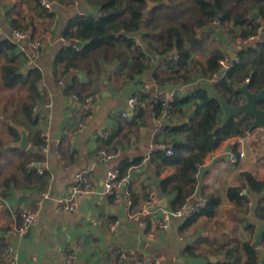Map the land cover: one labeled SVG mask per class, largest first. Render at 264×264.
Returning <instances> with one entry per match:
<instances>
[{
  "label": "crops",
  "instance_id": "0c3cea01",
  "mask_svg": "<svg viewBox=\"0 0 264 264\" xmlns=\"http://www.w3.org/2000/svg\"><path fill=\"white\" fill-rule=\"evenodd\" d=\"M48 1L52 3L53 19L47 31L33 37L26 32L32 39L44 38L46 35L50 41L36 61L39 75L33 81V93L37 97L34 106L38 107L37 113L32 112L38 118L35 126L28 122L20 125L23 116L19 108L27 97L24 99L22 95L18 105L16 100L4 94L8 90L3 88L0 81V148L6 143L18 141L17 134L4 122L6 119L30 132L29 147L33 148V151L8 149L0 152V262L8 247L13 249L19 264H59L65 254L74 257L73 264H135L138 261L157 264H221L227 258L236 257L241 252V244L250 238L244 228L252 224L251 199H257L256 215L258 207H264V195L251 197L248 214H243L227 199L226 192L229 188L244 186L240 178L243 172L264 182V141L261 133L254 130L245 137L223 142L200 166L211 165L201 183L196 178L194 193L185 200L190 199L192 204L216 192L220 204L214 216L206 217L199 210L194 214L186 212L181 218L170 219L166 229H160L157 222L162 210L170 212L179 207L176 195L171 191L175 184L171 178L175 169L162 166L158 158L151 159L159 151L158 145H172L178 136L164 132L168 122L153 120L147 107L144 109L143 120H134L135 112H128L127 99L142 85L151 91L152 96L156 91L163 90L175 97L184 98L194 89V83L203 80L201 74H197L193 83H168L160 88L154 81L155 73L162 76L169 75V72L159 68L151 59L148 69L132 81L127 78L132 64L130 52L121 47H102L77 59L74 62L75 68H70L65 76H61V70L56 72L52 67L53 60L60 48L72 47L70 42L63 39V29L77 16L94 15L95 9L88 5L87 0H73L65 6L53 0ZM177 1L181 2L178 3L180 17L183 12L189 14L182 20L198 17V10L192 5V0L185 3ZM221 1L226 7H239L233 0ZM18 12L12 10V0H0L1 32L10 33V19ZM162 12L153 17L155 23L160 24L168 18L175 19L171 8L167 15ZM219 19L220 16L214 25L202 31H210L212 39L220 44L222 52L230 58L233 53L236 54L237 40L234 42L226 30L218 28ZM233 32L235 35L239 33L234 28ZM132 38L140 40L136 35H132ZM151 55L148 52V56ZM196 55L198 53L192 54V61H204L207 57L206 53L199 54L198 58ZM17 62L23 71L36 69L24 64L19 58ZM72 76L76 77L75 81H72ZM23 94L28 93L25 91ZM73 95L93 97L91 108L72 101ZM47 104L52 105L51 109L45 108ZM123 112H126L125 118L121 115ZM11 114L14 119L10 117ZM83 119H86L87 126L81 133L74 134ZM44 132L52 148L59 145L60 158L40 152V147L34 146L37 142L42 145L41 134ZM112 136L111 145L105 147L104 142ZM111 146L116 147L112 149ZM105 149H118L120 153L115 159L105 161L100 156V152ZM239 152L244 153L243 161L230 164L229 155ZM30 153L37 154L40 159L36 162L28 161L25 166L27 172L46 163V171L38 175L39 178L27 177L20 170V165ZM137 160L139 163L130 167L126 179L121 180L123 202L113 203L114 200L112 202L104 194L105 174L117 168L122 161L131 163ZM76 175H81L82 183L91 184L94 192L78 199L76 213H59L57 201L68 195ZM5 180H9L6 187L3 186ZM243 190L247 191L245 188ZM41 192H48L52 199L43 204L37 224L22 237L10 234V230L18 228L22 223V207H34ZM130 192L135 199L133 206ZM150 192H154L160 202L165 201V207H157L158 210L143 225L139 213ZM128 203L130 208L127 210ZM255 229L254 226V233ZM251 241H254V235ZM119 249L125 253V260H120ZM258 251V264H261L264 258L263 244Z\"/></svg>",
  "mask_w": 264,
  "mask_h": 264
},
{
  "label": "trees",
  "instance_id": "16d2710c",
  "mask_svg": "<svg viewBox=\"0 0 264 264\" xmlns=\"http://www.w3.org/2000/svg\"><path fill=\"white\" fill-rule=\"evenodd\" d=\"M53 1L65 6L70 5L73 0ZM150 1H167V5L153 9L145 18L142 15L146 8L145 0H87L88 5L95 9L98 15L77 16L62 31L65 41L75 47L78 43L82 46L78 51L70 46L60 48L55 55L52 67L56 72L61 70L60 75L65 76L70 68H75L74 62L84 55L102 47H121L127 49L132 57V64L127 75V78L132 81L148 69L151 60L148 52H150L163 58L158 67L169 72V75L162 76L158 72L155 73L154 81L160 88L168 83H193L197 74L200 73L203 80L214 83L217 92L231 106H238L242 102L243 97L236 92V88L246 84L245 81H248V90L252 93H258L264 88V40L250 42L244 47H236L239 61L224 70L220 62L226 58V55L220 49V44L212 39L210 31H202L214 25L216 18L220 16L218 28L226 30L234 42L237 39L243 41L258 34L264 38V0H233L239 5L237 9L224 6L221 0H192V5L198 10L197 18L181 20L179 23L170 21L166 24L155 23L153 17L162 10H164L162 13L167 15L165 11L173 5V0ZM12 10L20 12L10 19V28L25 31L32 37L45 33L53 19V13L42 6L41 0H12ZM253 14H257L258 18L253 19ZM39 28L40 32H38ZM233 28L239 31L237 35L234 34ZM261 28L262 31L259 32ZM119 31L129 36H138L141 45H136L129 36L117 35ZM193 53H206L207 57L204 61H192ZM173 56H177V59H172ZM17 58L16 46L8 40L1 41L0 81L6 90L16 89L20 92L26 89L24 90L28 93L26 102L19 108L23 116L20 125L28 122L31 126H35L38 118L32 115V107L37 103V97L33 93V81L39 75V71L37 69L23 71ZM190 64L196 65L197 68L188 77ZM75 78L72 76V81H75ZM136 95L141 104L135 109L134 120H143L146 107L151 117L152 114L159 117L165 109L160 103H154L151 91L137 92ZM257 106L264 109V101ZM168 110L171 116L164 132L178 136V140L172 144L173 155L166 156L159 150L151 160L158 158L162 166L175 169L171 177L175 184L171 191L175 193V200L180 206L186 198L193 195L198 168L204 164L205 159L223 142L245 137L254 129L251 126L252 118L240 115L231 118L222 128L215 130L222 116L220 106L204 91L196 88L184 98L175 97ZM9 131L14 133L11 129ZM112 140L113 136L108 137L104 146L111 145ZM40 145L41 143L37 142L34 146L37 148ZM115 147L113 146L112 149ZM29 155L20 165V170L27 177L37 178L35 169L27 172L25 166L30 160L39 161L40 156L33 153ZM138 163V160L131 163L128 161L119 163L118 180L126 179L129 168ZM240 178L244 186L229 188L226 196L240 213L248 214L250 198L264 195V182L256 180L248 172L241 173ZM8 182L9 180H5L3 186L6 187ZM244 188L247 194L242 196L240 193L244 191ZM109 198L111 201L114 200L113 197ZM130 199L133 206L135 199L132 193ZM206 200V204L199 209V213L212 217L220 204L219 196L213 192L206 197ZM255 216L264 221L263 205L258 207ZM244 229L250 238L241 244V252L233 259H225L221 264H258L260 253L252 246L251 241L254 225L248 224ZM262 244L264 245V236Z\"/></svg>",
  "mask_w": 264,
  "mask_h": 264
},
{
  "label": "built area",
  "instance_id": "2783aa9c",
  "mask_svg": "<svg viewBox=\"0 0 264 264\" xmlns=\"http://www.w3.org/2000/svg\"><path fill=\"white\" fill-rule=\"evenodd\" d=\"M42 6L52 12V3L49 2L48 0H41ZM69 7V6H66ZM261 29H259L260 32ZM126 35L122 31L117 32V35ZM127 37L129 35H126ZM129 38H132V36H129ZM8 40L11 43H13L16 46V54L20 61H22L24 64L29 65V66H34L36 69H38L37 66V59L42 55V52L46 45L50 43L49 37L44 36V38H38V39H32L26 32L20 31V30H11L10 33H3L0 31V42ZM132 40L135 42L136 45H141V41L139 39H133ZM264 40L263 37L260 36V34L256 36H252L247 38L246 40H240L237 39V47H244L250 42H255L259 41L261 42ZM73 48H75L76 51L79 50L78 46L72 45ZM151 59L157 63V65H160L161 60L163 59L156 53H152ZM172 59L176 60L177 56H173ZM239 61L237 55L235 54V58L233 61H230L229 56H226L224 60L220 62V65L222 68L225 70L227 69L230 65L233 63H237ZM203 81V80H202ZM212 82V81H211ZM246 83L248 81H245ZM196 84V83H194ZM149 89L145 86L142 85L140 86V89L131 96L128 97L127 99V106H128V112H135V109L137 106L141 104V101L138 98V95H136L137 92H142V93H148ZM153 101L154 103H160L165 109L162 111L159 117H155L152 114V119L161 122L165 121L168 122L170 120V112L168 110L170 104L173 102L175 96H173L171 93H166L163 90L161 91H156L153 94ZM93 97L85 96V97H79L77 95L72 96V101L75 103H82L84 107H87L88 109L91 108ZM52 105L47 104L45 105V108L51 109ZM38 107L34 106L32 107V112L37 113ZM122 117H126V112H123ZM87 126V121L86 119H83L79 124L74 132V134H79L81 133L85 127ZM257 130L258 133H261V139L264 141V127L262 128H257L254 129ZM253 130V131H254ZM107 137H105L106 139ZM41 139H42V145L40 146V152L43 153H51L55 158H60V147L59 145H56L55 147H51L50 144L48 143V135L47 133H42L41 134ZM158 150L162 151L165 153L166 156H172L173 155V145H165V144H160L158 145ZM119 150H103L100 152V156L103 160L109 161L115 159L119 155ZM244 158V153L239 152L237 154H230L228 157V162L232 165L238 164L243 161ZM46 163H41L38 167L35 168V171L38 175H43L46 171L45 167ZM118 169L113 168L105 174L104 177V194L108 197H113L115 204H119L123 202V195L121 194V184L122 182L118 180ZM94 192V188L91 184L87 183H82L81 182V175H76L74 178V183L72 184L70 191L68 195L62 197L57 201V211L59 213H76L78 211V199L81 197L88 196ZM247 192H241L240 195L244 196L246 195ZM52 197L48 192H41L38 194L37 199L35 201L34 207H29V206H24L21 209V217H22V223L21 225L16 228L10 230V234L16 235L18 237H22L25 235L30 228L35 226L38 222L39 216H40V211L45 202L51 201ZM190 200V199H189ZM189 200H185L184 203L179 206L177 209L174 211H164L162 210V215L161 218L158 220L157 225L160 229L164 230L168 227L169 221L172 218H181L183 217L186 212L189 214H194L197 212V210L201 209L204 207L206 204L207 200L204 198H201L197 200L195 203L193 202L190 204ZM160 199L154 192H150L148 194L147 201L144 204V207L142 208L141 212L139 213V217L143 221V225H145L146 219L151 217L159 207ZM128 206L127 210L130 208V203L126 204ZM129 218H132L130 216ZM119 258L120 260H124L126 258L125 253L119 249L118 250ZM74 263V257L71 254H65L62 257V260L59 264H73ZM0 264H19L17 262V257L14 254V251L11 247H8L5 251L3 261L0 262ZM135 264H157L155 262H147V261H138Z\"/></svg>",
  "mask_w": 264,
  "mask_h": 264
},
{
  "label": "water",
  "instance_id": "95a60500",
  "mask_svg": "<svg viewBox=\"0 0 264 264\" xmlns=\"http://www.w3.org/2000/svg\"><path fill=\"white\" fill-rule=\"evenodd\" d=\"M145 2L146 8L142 12L143 17L145 18L149 16L150 12L153 9L167 4V1L151 2L150 0H145ZM93 14L96 15L97 11L94 10ZM252 18L257 19V15H254ZM81 45V43L77 44L78 47H81ZM234 58L235 54H232L230 57V61H233ZM194 88L204 91L211 100L219 104L222 116L220 119V123L215 127V130L222 128L231 118L240 115L250 116L252 118L251 126L253 129L264 127V109H260L257 106L258 103L264 101V88L258 93H252L248 90L247 83L237 87L236 92L241 94L243 97L242 102L238 106L229 105V103L217 92L213 82L200 81L194 84ZM4 122L17 134L18 141L4 144L0 148V152L8 149L19 151H25L26 149H29L30 151H33V148L29 147L30 132L26 128L20 125H16L8 119H6ZM210 167L211 165H207L199 168L196 175L199 183H201L204 174L209 170ZM256 203L257 199L252 198L250 207V219L251 223L256 227L252 246L258 249L262 245V239L264 236V221L258 219L254 215ZM159 206L165 207V201H161L159 203ZM261 264H264V258L262 259Z\"/></svg>",
  "mask_w": 264,
  "mask_h": 264
},
{
  "label": "rangeland",
  "instance_id": "374dc122",
  "mask_svg": "<svg viewBox=\"0 0 264 264\" xmlns=\"http://www.w3.org/2000/svg\"><path fill=\"white\" fill-rule=\"evenodd\" d=\"M182 1H184V2H182V3H185V2H188V0H182ZM178 3H181V2H179V1H177V0H174V2H173V7H170L171 8V10H172V14L173 13H175L174 14V17H175V19L173 20L172 18L170 19V18H168V19H165V21L164 22H162L161 24H166V23H168V22H170V21H174L175 23H179V21L180 20H182V19H184L185 17H188L189 16V14L188 13H185V12H183V15L180 17V15H181V13L179 14V9H180V6L178 5ZM170 10V9H169ZM162 11H164V10H162ZM165 13H168V11H165ZM164 14V13H163ZM180 17V18H179ZM191 20V19H190ZM38 39V38H37ZM80 48V47H79ZM234 54V53H233ZM196 57L198 58L199 57V53H198V55H196ZM196 59V58H195ZM197 60V59H196ZM196 65H191L190 66V69H189V74H188V77L190 76V73H194L195 72V70H196ZM24 90H26V89H23L22 91H20V92H18L16 89L15 90H8V92L7 91H5L4 92V94L5 95H8V98L9 99H13V101H17L18 102V105L20 104V100H22V95H24V99L27 97V95L26 94H23V92H25ZM0 97L2 98V93H1V91H0ZM5 98H7V97H5ZM10 117L11 118H13V115L11 114L10 115ZM14 119V118H13ZM15 119H17V118H15ZM14 123V122H13ZM15 124V123H14Z\"/></svg>",
  "mask_w": 264,
  "mask_h": 264
}]
</instances>
